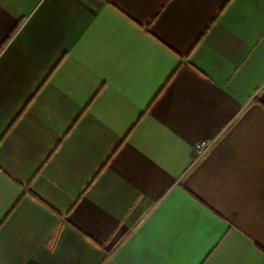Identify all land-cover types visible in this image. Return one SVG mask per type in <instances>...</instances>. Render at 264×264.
I'll list each match as a JSON object with an SVG mask.
<instances>
[{"label": "crops", "instance_id": "1", "mask_svg": "<svg viewBox=\"0 0 264 264\" xmlns=\"http://www.w3.org/2000/svg\"><path fill=\"white\" fill-rule=\"evenodd\" d=\"M30 263L264 264V0H0V264Z\"/></svg>", "mask_w": 264, "mask_h": 264}, {"label": "built area", "instance_id": "2", "mask_svg": "<svg viewBox=\"0 0 264 264\" xmlns=\"http://www.w3.org/2000/svg\"><path fill=\"white\" fill-rule=\"evenodd\" d=\"M214 141H208V140H200L195 144L196 149V158L194 162H197L199 159H201L203 156L206 155V153L209 151V149L213 146Z\"/></svg>", "mask_w": 264, "mask_h": 264}, {"label": "trees", "instance_id": "3", "mask_svg": "<svg viewBox=\"0 0 264 264\" xmlns=\"http://www.w3.org/2000/svg\"><path fill=\"white\" fill-rule=\"evenodd\" d=\"M30 264H34V263H30Z\"/></svg>", "mask_w": 264, "mask_h": 264}]
</instances>
